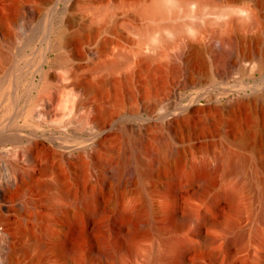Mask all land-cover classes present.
Listing matches in <instances>:
<instances>
[{
    "label": "rangeland",
    "instance_id": "rangeland-1",
    "mask_svg": "<svg viewBox=\"0 0 264 264\" xmlns=\"http://www.w3.org/2000/svg\"><path fill=\"white\" fill-rule=\"evenodd\" d=\"M232 1L250 11L237 12L226 0H0V184L11 173L1 148L19 154L32 144L29 168L37 176L42 167L46 182L38 207L41 259L33 262L34 252L22 248V264H149L171 239L185 241L180 260L160 264H264V98L192 109L264 85L257 58L217 77V48L235 58L264 51V0ZM69 70L84 85L66 86ZM187 77L200 85L172 94ZM45 103L51 108L35 116ZM153 153L166 159L151 175L124 184L111 176L121 161L145 167ZM229 154L243 159L230 173L218 167ZM201 162L213 178L206 188L189 176ZM29 194L4 193L0 185V198L15 201L19 212L30 207ZM141 202L152 213L134 222L117 218ZM168 211L193 215L172 225ZM20 222L34 223L28 215ZM19 236L27 247L28 234ZM113 241L118 250L109 259L100 251ZM57 242L70 252L60 254Z\"/></svg>",
    "mask_w": 264,
    "mask_h": 264
},
{
    "label": "bare ground",
    "instance_id": "bare-ground-1",
    "mask_svg": "<svg viewBox=\"0 0 264 264\" xmlns=\"http://www.w3.org/2000/svg\"><path fill=\"white\" fill-rule=\"evenodd\" d=\"M225 3L237 12H243L246 10L250 11V8H248L246 5L235 3L232 0L231 1L226 0ZM229 20H228V23H229ZM91 42L92 41H90L89 44H91ZM215 51H217L216 55H217V59H218L219 66H220L218 68V72L221 75L228 74L234 67H236L235 65H236L237 60H239V58L241 60V59H247L248 57V55H241L236 58L233 57L235 59H232L231 58L232 54L230 51H227L224 49H216ZM263 53L264 52L262 51L261 56L263 55ZM232 60L234 61V63L231 62ZM249 62L251 63L252 61L249 60ZM259 65H262L261 60H260ZM66 79H67L65 82L66 86L73 85L74 87L78 88L80 85H84L82 79L79 76H77L75 70H69L67 72ZM198 81H199L198 78L187 77L183 80L182 83L188 85V84L196 83ZM82 93H84V91ZM82 93L73 98V105H72L73 109L79 107L82 104V97H81ZM70 100L72 101V99ZM261 101H264V99ZM49 103H45L39 107L36 106L37 108L35 109V116H38L41 111L49 110L51 108V105ZM238 105H235V106H238ZM38 119L40 120V118ZM176 120L179 121L180 119L176 118L175 121ZM98 128L100 127L98 126ZM11 140H14V137H11ZM1 149L3 150V162L5 166L11 172L9 173L8 177L5 179L6 181L4 182L2 181V183L0 184L4 190V193H9L10 191L12 192L31 191L32 194L31 196L29 194V197H27L26 202H25L26 206L29 205L30 207L28 208L22 207V212H19V206L15 201L7 200L6 197L4 196L0 198V264H22L23 260L20 259V254L22 252L21 256L22 255L24 256L26 253L23 254V249L27 250V248L34 252V256L32 257L33 262H40L43 244L41 242L42 226L38 224V220L40 216L38 207H39V203L42 202L41 201L42 199L40 200V195L42 194V191H43L42 189L44 188V186H46L45 180L42 179L43 168L42 167L39 168V173L37 176H35L29 168L30 166L29 164L35 161V145L34 144H32L31 147L25 148L24 152H21L19 154H17L15 147H2ZM166 154L168 155V153ZM152 155L154 156L151 157L149 163L143 168L138 164L137 160L139 159H137L133 164H129L130 162L128 163L127 161H121L119 166H117L116 169L114 168L115 171L114 173H112L111 176L117 179L120 184H124V183H132V182L142 179L144 176L151 175L152 166L156 162L161 163L164 159H166V158H162L163 159L162 160L161 157H159L158 155L154 153ZM242 163H243L242 158H237L229 154V155L222 157V159H220L218 167L222 168L226 164V167H227L226 172L230 173V172L237 171L241 167ZM179 176H180L179 172L172 173V179H173L172 182L178 180ZM189 176L201 181L203 188L208 187L213 182L212 174L206 162L194 164L192 166ZM14 182H16L15 187L13 186ZM11 184L12 186L11 188H9V185ZM225 194L228 196H231L233 194V190H227ZM86 198H87L86 204L89 207V211L95 214L96 211H94L91 206L92 196H88ZM55 210H60V208L57 207L55 208ZM147 212L152 213L151 207L146 202H141L140 204L132 205L126 212L118 213L117 218H122V219L128 220L129 222H134L141 215ZM10 213L16 214L15 219L13 221H11V217L13 216L10 217ZM22 215H28L34 221V223L30 226L25 227L20 222V217ZM192 215H193L192 213H188L187 215L183 217H179L174 212L168 211L166 215V219L172 225H174L175 222L177 225V223H180V221H187L191 219ZM260 215L264 218V202L260 206ZM202 219H204V215L201 214L200 220ZM77 221H79V218L76 219V222ZM22 231L23 233L28 234V242L26 244L27 247L25 248L19 243V240H20L19 234ZM194 232L197 234L201 233V229L198 225L195 227ZM132 234L133 232H131L128 235L127 240H126V244H128L129 246L131 245V242H132L131 240ZM163 246H164L163 252L161 253L159 252L160 254L157 252L158 255L156 253L155 254L153 253L156 256H151L150 258H148L149 264H160L165 259H170L174 263L179 262L181 251L183 250L185 246V241L181 239H171L167 241L166 243H164ZM55 248L62 255L66 254L67 252H70V250L68 251V248L66 247V245L61 242L55 243ZM73 250H74L73 253H75V255L78 254L79 251L77 249H73ZM117 250H118L117 242L113 241L107 247H103L100 253L109 259H113L115 257Z\"/></svg>",
    "mask_w": 264,
    "mask_h": 264
},
{
    "label": "water",
    "instance_id": "water-1",
    "mask_svg": "<svg viewBox=\"0 0 264 264\" xmlns=\"http://www.w3.org/2000/svg\"><path fill=\"white\" fill-rule=\"evenodd\" d=\"M217 49H222V48H217ZM264 52V51H263ZM217 53V51H216ZM261 53H255V52H250L247 54H243V55H248L247 59L252 60L257 58V63H260V60L262 61V65H264V53L261 56ZM230 56V55H229ZM234 55H231L232 59ZM240 58L239 60H237L236 62V67L234 68H240L241 67V63H240ZM232 63H234V61H231ZM260 65V66H262ZM233 68V69H234ZM232 71V70H231ZM230 71V72H231ZM230 72L226 75H221L218 70L216 71L217 77L221 80H224L229 74ZM183 81L179 82L177 85H175L171 92L172 94H177L179 89H189L192 87H197L200 85V80L196 83L193 84H183ZM264 98V85L263 86H254V87H248L243 89L242 91H234L231 92L230 94L226 95L224 98H218V97H214L212 98V100L210 102H205V104L199 106V105H195L192 107L193 110H205V109H217V110H226L229 109L231 106L238 104V103H247L250 100H261ZM192 111V110H191ZM184 114H182V112H180L177 117H183Z\"/></svg>",
    "mask_w": 264,
    "mask_h": 264
}]
</instances>
